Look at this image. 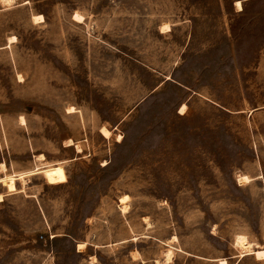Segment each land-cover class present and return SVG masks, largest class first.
<instances>
[{
    "label": "rangeland",
    "instance_id": "1",
    "mask_svg": "<svg viewBox=\"0 0 264 264\" xmlns=\"http://www.w3.org/2000/svg\"><path fill=\"white\" fill-rule=\"evenodd\" d=\"M0 196V264H264V0H0Z\"/></svg>",
    "mask_w": 264,
    "mask_h": 264
},
{
    "label": "bare ground",
    "instance_id": "2",
    "mask_svg": "<svg viewBox=\"0 0 264 264\" xmlns=\"http://www.w3.org/2000/svg\"><path fill=\"white\" fill-rule=\"evenodd\" d=\"M11 1H13V0H7V2H11ZM235 6H236V8H237L239 11L242 10V3H241V2L237 1L236 4H235ZM34 20H35L36 22H43V21H44V18H43V16H36V17L34 18ZM75 20H80V17H79V16H75ZM167 29H168L167 26H166V27H163V30H167ZM182 111H183V110H182ZM69 112H72V109H71ZM21 121L25 124V120H24V119H22ZM101 133H102V135H104L105 137H108V138H109V134H110V132H109L107 129L103 128L102 131H101ZM70 144H71V142H70ZM70 146H71V145H70ZM77 151H78V152H81V151H80V147H78V146H77ZM39 159H40V160H43V159H44V156H40ZM1 168H2V170H3L2 172H4V171L7 170V168H6V166H5L4 164L1 165ZM244 180H245V181H248L246 178H245ZM1 198H2V197L0 196V200H1ZM125 200H126V197H125V198H122L121 202L124 203ZM123 210H124V209H123ZM238 245H239V246H240L245 252H247V255L254 254L258 259H264V250L253 251V249H252V244H250L249 242H246L244 238H239V240H238ZM84 248H85V244H80V245H79V250H80V251L83 250ZM167 257H169V256H167ZM170 257H171V256H170ZM219 262H220V261H219ZM220 264H227V262H226V261H221Z\"/></svg>",
    "mask_w": 264,
    "mask_h": 264
}]
</instances>
